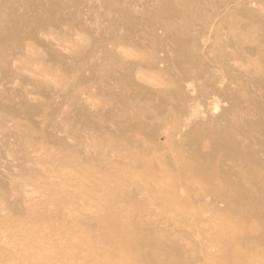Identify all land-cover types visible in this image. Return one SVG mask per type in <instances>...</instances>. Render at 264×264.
<instances>
[{
    "label": "rangeland",
    "instance_id": "1",
    "mask_svg": "<svg viewBox=\"0 0 264 264\" xmlns=\"http://www.w3.org/2000/svg\"><path fill=\"white\" fill-rule=\"evenodd\" d=\"M264 264V0H0V264Z\"/></svg>",
    "mask_w": 264,
    "mask_h": 264
},
{
    "label": "bare ground",
    "instance_id": "2",
    "mask_svg": "<svg viewBox=\"0 0 264 264\" xmlns=\"http://www.w3.org/2000/svg\"><path fill=\"white\" fill-rule=\"evenodd\" d=\"M102 264V263H101ZM112 264V263H111Z\"/></svg>",
    "mask_w": 264,
    "mask_h": 264
}]
</instances>
